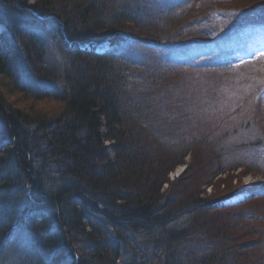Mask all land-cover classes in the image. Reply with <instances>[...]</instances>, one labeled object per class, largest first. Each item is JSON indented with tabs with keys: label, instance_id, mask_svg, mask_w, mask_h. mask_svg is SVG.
<instances>
[{
	"label": "trees",
	"instance_id": "1",
	"mask_svg": "<svg viewBox=\"0 0 264 264\" xmlns=\"http://www.w3.org/2000/svg\"><path fill=\"white\" fill-rule=\"evenodd\" d=\"M35 1L0 0V11H6L20 24L24 19L26 24H34L37 13L52 15L59 22L53 19L51 23L58 29L62 27L66 39L75 43L70 46L62 36L50 37L53 45L36 43L30 30L0 21L7 30L0 31V264H76L74 252L79 264H118L120 260L131 264L128 255L135 251L136 239L164 246L159 264L165 260L170 264H226L224 255L228 253L221 239H229L232 248L238 246L235 237H241L244 227L260 223L264 216H254L252 211L236 215L237 222L219 229L217 235L212 223L201 222L198 216L202 210L232 215L234 210L219 206L243 185L244 175L236 176L237 180H223L228 187L214 201L203 203L192 196L185 202L177 189L189 172L175 181L169 176L179 165L188 164L187 171L197 167L194 172L206 178L212 166L209 161L214 163L217 150L199 140H207L210 135L206 133L205 138L199 134L190 143L180 141L175 147L167 140L164 146L167 150L172 146L168 150L173 151L172 161L153 159L152 147H162L160 141L156 142L162 129L154 125L145 129L143 143L140 140L138 144L136 134L124 130L127 124L119 92L123 72L127 71L125 62L117 56L90 58L78 47L105 41L115 31L130 35L127 24L138 23L125 20L122 13L108 19L112 9L106 11V0ZM119 7L122 9L124 2ZM152 27L156 29H149L151 38L157 44L181 35L165 33V25ZM50 45L60 48L65 60H52ZM48 56L52 60L49 62L59 66L56 72L45 65ZM34 80L56 87L45 96L33 91ZM18 95L33 105L51 103V113L41 115L25 108L23 102L16 101L15 106L8 101L7 96L14 99ZM199 100L204 101L203 105L206 102V98ZM58 104L61 108L55 111L54 105ZM175 130L168 129V138ZM107 142L112 144L107 146ZM211 152L213 155H209ZM188 155L189 163L185 161ZM224 157L218 159L222 166L227 164ZM224 169L216 177L225 176L228 171ZM165 184L170 188L167 193L162 191ZM177 217L184 220L182 224L169 227ZM179 247L180 252L186 249L181 252L182 261ZM187 247L192 251L188 252ZM235 254L237 249L230 253L229 262L241 264Z\"/></svg>",
	"mask_w": 264,
	"mask_h": 264
},
{
	"label": "rangeland",
	"instance_id": "2",
	"mask_svg": "<svg viewBox=\"0 0 264 264\" xmlns=\"http://www.w3.org/2000/svg\"><path fill=\"white\" fill-rule=\"evenodd\" d=\"M29 1L32 4L36 2L35 0ZM106 1L108 2L106 6V8H108L106 11L109 13L112 9L111 14H109L110 16H108V19L120 17L122 13L125 20L129 19V21L131 22L138 23L136 25L127 24V29L130 30L129 34L144 38L146 40V43L142 45V49L139 48L136 53L134 52V49H131L128 52V54L131 55L130 58H132V60L134 59V61H138V63H136V65L134 63H131V66L125 65L124 63L123 66L127 69V71L123 72L124 75L122 76L124 80L120 81V84L122 86L118 83L119 86H121L119 95H121L124 103V118L127 124L124 130L132 134L135 133L138 144L140 140L141 143H143L144 137L142 134L145 129L150 130V127L152 125H154L157 129L161 128L162 130H159L161 134H159L158 131V136L160 137V139L157 138L156 142L160 141L158 145L162 147H158L160 149H155L157 147V144H155V148L152 147L151 149V157L159 161H172L173 151L170 152L168 150L173 145L174 147L180 145V141H183L182 143H190L191 140L195 139L193 135L194 129H199L200 125L204 126L205 128L208 127L209 122H207L206 120L211 118L210 114H216L214 124L218 126V142H221V138L223 140L222 142H224V145H218L220 150L217 147L216 158L213 157L214 163L218 162V164H216V168H214V163L209 161L212 166L210 165L206 178H203L201 172H194L197 167L195 169L191 167L190 170L187 171V165L185 171L180 177H177V179H180L181 177L185 176L187 172H189L187 175L188 178H186L185 181H181L177 192L182 193L185 202L189 201L192 196H195L196 198H198L197 200L199 202L203 203L205 201L207 202L216 200L219 192H221L219 194V197L223 196L225 194L226 188L228 187V184H222L223 180H226L227 178L230 179L231 177L234 180L238 173H236L237 169L232 172L233 170H231V168H234L236 166L238 167L240 165L236 164V162L239 160L235 159L236 157L232 154L231 155L233 156V158L227 159V163L231 164L230 167H226V165L222 166L218 159L224 157L223 153L225 152L226 148H234V146H232L230 142L233 143L239 140L242 136L246 137L247 135L254 133L257 135V137L264 136V108L258 107L255 114L254 110H252V106L249 103L253 102V100H248L247 98L243 99L241 98V96H234V94L232 93L235 92V90L232 89L229 84L223 85V87L221 88L219 85H214L218 84L216 80L220 78V75L217 74V72L212 73L213 75H209L207 73H202L203 71H199L200 74H192V78L187 74L181 75L180 73H172L171 67L166 68L169 65V60L160 61L156 57L159 56L158 53L153 48L150 49V46H156L158 44L151 38L153 34L149 31V29L153 28L152 26L157 27V25H160L161 27H163L165 25L162 30H164V32L169 35L176 33L182 35V33H185L182 37L188 34L191 35L189 38L192 39L194 37L192 36V34H200L201 36L203 34V31H206L203 37H205V39L209 37L211 38L214 33H210L209 28H212V26L215 25H222L221 23L226 22V17L230 15V18L235 17L238 21H248L252 18H255L258 13H264V0H190L187 5L183 6L178 5L184 2V0ZM123 2L124 7L120 9L119 6ZM183 9L187 10L184 11ZM5 17H7L6 19L8 20V22L6 23L7 25L12 26L14 25V23H17L18 25H20L19 29L30 30L28 26L31 25L26 24L25 19L24 22H21L20 24L19 21L16 22L12 15H7ZM262 28L259 29L260 42H264V29ZM32 30L34 31L36 29ZM34 32L36 38L44 37L45 39V37L48 36L42 33L41 29H38ZM58 32L60 33L56 34L55 31V35H62L60 28L58 29ZM119 32L121 31H115L114 33H112L110 39L119 35ZM226 32L227 30L221 34L223 38L220 40V42L223 50L227 49L229 41ZM244 34L245 32L243 30H237L236 37L232 40V43L234 45H236L237 42L240 43V40L243 38ZM200 36H198L199 40L197 39L189 41L187 39L179 38L173 39L172 41H179L183 43L195 42L194 47L197 46L196 49L200 53L201 58L208 59V56H205L203 47H201L203 44H199L198 42L203 39ZM164 37L168 39L169 36ZM36 43L42 42L37 40ZM49 49L54 60H65L66 56L63 55L60 49L51 45ZM213 60L214 59H209L208 61L204 62L209 64L215 61ZM24 61L26 62L27 59H25ZM24 61H22L23 64H25ZM47 63L50 65L51 69L55 71L58 69L55 68L57 66H55V63ZM41 64L42 66H44V63ZM248 69L250 68L248 67ZM240 71H246L247 73L249 72L248 70L241 69ZM199 75H201L200 78H198ZM184 78L190 82L184 81ZM208 78L211 79L207 82H204ZM238 78L243 77L238 76ZM7 98L8 101L15 106L16 101L23 102L25 103V108L29 107L35 112L40 113L41 115H47V113H51L49 112V110L52 108L51 103L42 102L34 103L33 105L32 103L26 102L21 99L20 95H18L14 99L9 96H7ZM199 98H206V102L204 105V101L199 100ZM242 100L248 102H246V104L242 106ZM135 103L138 104V107H135ZM148 103L151 104L150 112H148L149 109L145 110V108L149 106ZM54 106L55 108H57L55 111H59L61 108L59 104ZM206 108L207 111L205 110ZM205 115L208 116V118ZM191 116L193 117L190 118ZM226 120L228 121V123L225 122ZM174 128L176 130L168 138V135H170L168 129L172 131V129ZM211 129L214 130V128ZM148 134L150 135L151 132L148 131ZM202 135L204 136L206 135V133L204 132ZM229 135L230 138L228 140L227 136ZM161 136L164 137V142L162 141L163 137ZM149 138L150 136H147V143L149 141ZM167 140V144H172L171 147L168 146L170 147L168 148V150L164 146V143H166ZM199 143L210 144L211 146L212 144L214 145V143L208 141V139L204 140L202 138L199 140ZM225 146L226 148H224ZM221 149L225 150L221 151ZM209 155H213V153L211 152V154ZM225 167L228 171L227 174L225 176H220L222 177L220 179L219 177H216V175L225 170ZM182 168L184 169V167H180L179 169ZM211 168H213L214 170L212 171ZM176 170H178V168ZM243 172L244 170L240 172V176H243L241 175L243 174ZM171 174L169 178L171 179V181H175L172 178ZM256 174L257 173L254 172L253 176ZM248 179H250V175H247L245 178V180ZM237 186L238 185H235V187ZM169 190V184H165L162 191H165L167 193ZM263 210L264 200L262 202L249 204L243 212H237L236 210H234V212L231 213L232 215H230V213L221 214L219 211L214 212V210H202L203 214L201 216H198V219L201 222H206L207 220L211 222L212 228H214V231H216L217 235L219 232H221L219 229L228 228V225L231 226L230 224H234L235 221L237 222L236 215L244 216L248 213L247 211H252L254 212L252 213L254 214V216H264ZM196 213L197 212H195L194 214ZM183 221V219L177 217L176 220H174L173 222L171 221L172 223L170 222L171 225H169V227H178L182 224ZM230 221L232 222L229 223ZM211 223L209 224L211 225ZM220 224H224V227H218ZM256 234L258 235L256 236ZM176 237L177 236H174L172 238ZM235 238L236 241L234 243L239 244L238 246L240 247L233 246L232 248L231 243L228 242L229 239H221V243H224V250L228 253V255H224L225 259L227 260L226 264H231L229 262L231 260L230 253L232 251L234 252L235 249H237V254H235V257L241 264H264V218L260 223L256 225L252 224L247 228L244 227L243 232L241 233V237ZM136 240L137 245H135V251L131 252L128 255V258H130L131 260L130 263L159 264L158 259L160 258V256H163L161 253L164 251L162 250L164 246H158V242H156V244H153L149 240L145 242L138 239ZM212 242L216 243L214 239H212ZM68 244L72 248V245L70 243ZM209 246L215 248L216 244H209ZM180 249L181 247L178 248L177 252H179V259L182 261L183 257L181 255V252H183L184 250L186 251V249H182L181 252ZM187 249L188 252L192 251V248L190 247H187ZM257 259H261L263 262L260 263L257 261ZM123 263L124 262L120 260L118 264ZM168 263L170 264V261L167 262L165 260L164 264ZM76 264L79 263L76 262Z\"/></svg>",
	"mask_w": 264,
	"mask_h": 264
},
{
	"label": "bare ground",
	"instance_id": "3",
	"mask_svg": "<svg viewBox=\"0 0 264 264\" xmlns=\"http://www.w3.org/2000/svg\"><path fill=\"white\" fill-rule=\"evenodd\" d=\"M5 38H6V37H5ZM0 40H1V39H0ZM148 109H149V107H146V108H145V110H148ZM227 137H229V136H227ZM188 162H190V159L188 160ZM181 167H184V169H183V168H182V169H179V168H180V167H179L178 170L173 174V176H172L173 179H177V177H180V176L182 175V173L185 171V169H186L187 166L184 165V166H181ZM181 170H182V171H181ZM180 221H181V220H180ZM77 261H78V263H79V260H77ZM77 261H76V262H77Z\"/></svg>",
	"mask_w": 264,
	"mask_h": 264
},
{
	"label": "snow or ice",
	"instance_id": "4",
	"mask_svg": "<svg viewBox=\"0 0 264 264\" xmlns=\"http://www.w3.org/2000/svg\"><path fill=\"white\" fill-rule=\"evenodd\" d=\"M262 55H264V53H262Z\"/></svg>",
	"mask_w": 264,
	"mask_h": 264
}]
</instances>
